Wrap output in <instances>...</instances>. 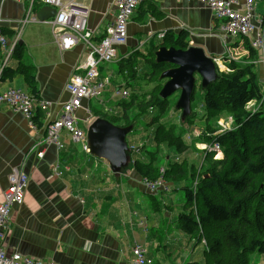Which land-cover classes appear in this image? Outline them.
Listing matches in <instances>:
<instances>
[{
    "label": "crops",
    "instance_id": "0c3cea01",
    "mask_svg": "<svg viewBox=\"0 0 264 264\" xmlns=\"http://www.w3.org/2000/svg\"><path fill=\"white\" fill-rule=\"evenodd\" d=\"M77 1L89 8L87 27L95 42L113 23L114 2ZM247 1L252 6L251 22L257 25L264 16V0H238L233 9L244 14ZM24 7L23 0L0 1L1 27L14 35ZM43 8L54 10L36 0L33 15L36 17ZM40 18L48 21L53 15L47 11ZM218 25L219 20L199 0H143L128 19L126 43L116 48V58L122 59L136 51L146 55L153 45L162 41L158 38L160 34L177 36L185 31L188 45L201 48L219 69L225 68L226 57L230 60L234 55L239 57L238 61L253 63L254 68L258 66L264 73L258 61L259 51L254 50L255 56L248 57L247 46H250L240 37L227 40L226 50ZM19 43L21 61L32 67L38 98L49 102L50 108L44 114L41 112L42 115L39 112L40 124L32 126L22 113L0 104V201L8 187L11 168L18 167L28 180L22 202L10 208L8 231L0 239V245L9 252L38 259L42 264H133L131 247L136 242L144 248L151 264H204L206 245L203 240L178 229L180 212L148 215L143 210L146 202L130 196L133 188L135 192L149 193L133 168L126 185L105 175L108 164L84 151L81 143L70 139L66 130L58 134L59 146L46 140V123L56 119L62 105L69 100L66 83L74 74L84 75V70L77 68L85 61L84 46L78 42L72 48L60 50L50 25L38 20L21 28ZM1 62L2 56L0 65ZM138 64L137 70L140 65L148 67L143 57L138 59ZM15 65L16 61L11 58L7 66ZM198 80L196 76V83ZM7 88L29 94L20 74L0 80V91ZM101 96L102 101L93 98L101 108L93 109L88 99L74 110L76 124L85 135L87 128L84 130L83 124L92 122L88 120L91 116L88 111L97 117L98 113L114 117L123 113L121 101L111 98L110 87ZM46 112L49 119L44 117ZM127 145L139 147L134 143L127 142ZM38 151L42 152V158L37 157ZM139 153L131 150V155ZM133 160L147 162L148 157ZM168 189L166 186L165 190ZM158 204L164 206L162 202Z\"/></svg>",
    "mask_w": 264,
    "mask_h": 264
},
{
    "label": "trees",
    "instance_id": "16d2710c",
    "mask_svg": "<svg viewBox=\"0 0 264 264\" xmlns=\"http://www.w3.org/2000/svg\"><path fill=\"white\" fill-rule=\"evenodd\" d=\"M0 33L9 38L12 35L4 27H0ZM161 40L146 55L136 51L117 61V74L122 79L135 80L138 76V59L143 57L149 67L145 76L155 81L148 91L139 90L136 84L123 83L124 88H130V101L119 103L124 107L120 117L111 116L112 120L122 119L120 126L134 122L127 115L129 108H134L138 113L153 110L149 121L151 124L159 122L173 107L168 97H159V91L166 81L160 75L171 65L157 63L154 52L159 47L186 49L190 45L185 31H180L177 36L165 34ZM247 49L248 57L253 58L255 51L248 46ZM21 54L22 45L17 43L12 54L16 65L5 67L0 80L12 79L15 74L23 75L29 95L38 98L32 67L24 65ZM238 58L233 56L228 60L226 57L225 68L220 70L216 67V79L204 88L200 80L195 81L190 113L183 120L180 119V131H175V125L158 123L153 132L155 149L147 151L145 145L139 149L147 151L148 161L132 160L130 166L142 179L174 184L190 178L192 183L195 182L194 189L191 186L182 187L184 210L178 215L177 226L190 237L204 241V264H250V253L257 251L264 255V94L257 83L253 63H243ZM113 83L121 85L120 82ZM198 83L203 92V108L195 111L191 101ZM251 102H256V108L253 109L252 105L250 110L248 104ZM39 112L32 117L35 126L40 124ZM97 115L112 122L107 118V113ZM223 116L230 117L236 125L219 133L216 132L217 121ZM197 120L203 121L199 140L218 144L222 157L214 159V152L205 150L200 168L183 158L168 164L163 175H160V167L154 166V154L159 145L171 147L176 153L187 152L189 147L182 133L197 128Z\"/></svg>",
    "mask_w": 264,
    "mask_h": 264
},
{
    "label": "built area",
    "instance_id": "2783aa9c",
    "mask_svg": "<svg viewBox=\"0 0 264 264\" xmlns=\"http://www.w3.org/2000/svg\"><path fill=\"white\" fill-rule=\"evenodd\" d=\"M23 1L26 10L23 18L17 21V31L10 38L0 33V52L2 56L0 76L12 57L15 45L20 41L21 28L28 23L37 21V18L33 15L36 0ZM41 1L55 10L52 19L42 22L48 23L52 28L56 46L60 50H64L72 48L80 42L86 50L85 61L77 67L84 70V75L74 74L66 83L65 90L70 96L69 100L62 105L60 116L52 122H48L46 126L47 138L49 142L59 146L57 142L58 133L61 129H66L70 133L71 139L74 142L81 143L84 151H87L86 136L76 124L74 110L81 107L83 100L97 98L102 101L101 94L110 87L111 80L110 76H100L99 65L102 62H111L116 59V48L126 43L128 19L143 0H113L115 6L113 23L106 27L103 37L95 42L91 31L87 27L89 8L86 5L77 0ZM199 1L211 10L216 20H219L218 29L222 34L225 49L227 40L240 37L248 41L250 48L259 51L258 61L264 65V16L258 21L257 25L251 22L252 6L250 1L245 4L244 14L233 9V5L238 4V0ZM1 21L0 17V24ZM163 36L164 34H160L158 38L162 39ZM111 91L121 95L122 98L129 97V91L126 88H113ZM0 104L22 113L30 123H32L34 112L39 110L44 114L50 108L49 102L35 98L16 88H7L0 91ZM44 117L49 119V113L46 112ZM230 122H228L227 129L231 127ZM210 145L206 150H219L217 144ZM135 149L134 146H131V150ZM42 156V152L38 151L37 157L42 158ZM27 181L26 175L18 167L11 168L8 175V187L3 191L2 200L0 201V239L8 231L11 206L14 203L20 204L23 200ZM142 183L148 190H152L156 183L162 182L151 184L146 179H142ZM131 251L133 264H151L145 257L144 248L138 243L134 242ZM0 264H42V262L15 251L9 252L0 245Z\"/></svg>",
    "mask_w": 264,
    "mask_h": 264
},
{
    "label": "rangeland",
    "instance_id": "374dc122",
    "mask_svg": "<svg viewBox=\"0 0 264 264\" xmlns=\"http://www.w3.org/2000/svg\"><path fill=\"white\" fill-rule=\"evenodd\" d=\"M25 10H26V5L24 7L23 15L25 13ZM22 18H23V16H22ZM17 43H19V41ZM119 58H120V56H119ZM119 58L117 57L115 60H112L111 62H102L99 65V71H100V73L103 74V75L100 74V76H110L111 79H113V81H118L121 83L120 86H118L117 84L111 83L110 84L111 90L113 88H119V89L124 88L123 83L124 84L130 83V85H132V86L136 84L138 87H140L139 90H141V91H148L154 86L155 81H150L145 76V74L148 72L147 66L142 67L140 65L139 70H138V76L136 77L135 80L122 79L121 76L117 74V68H118L117 60ZM259 64L264 68L263 64H261V63H259ZM253 69L257 73V75H256L257 83H258L262 93L264 94V73L259 69L258 66H256L255 68L253 67ZM126 89L130 93V90H129L130 88H126ZM139 90H135V92H138ZM179 94H180V91L177 90L168 96V101L170 104H172L173 107H171L169 109V112L161 120H159V122H157V123H151V124L149 123V121L151 119V115L154 113V111L149 110L145 113H138L134 108H129L127 110L128 117L132 120L134 119V122L132 123L133 128H132L131 132H129L128 135L126 136V140L128 143H134L136 146H139V147H136L135 153L139 152L140 147L143 146L142 144H144L146 146L147 151L155 149V143L153 140V137H154L153 132H154V129L158 123H165L166 125H169V124L175 125V131H177V132L180 131V128H181V124H180L181 110L176 109V102L179 98ZM202 95H203V92L200 89V85L198 83V84H196L194 98L191 101L192 102V108L195 111H196V109L198 111H200L203 108ZM111 98H114L116 101H121V103L122 102L128 103L130 101V97L122 98L121 95H117V94L113 93L112 91H111ZM89 101H90V105L92 106L93 109L101 108V106H102L101 104L98 103V101H96L93 98H90ZM255 104H256V102H251L250 104H248V108L250 109V107L252 105H253L252 106L253 109L256 108ZM262 106H263V111H264V100H263ZM88 113L91 115L88 118L89 121L97 118L96 115H94L90 111H88ZM60 114H61V110H60ZM60 114H59V116H60ZM118 114H120V110L118 111ZM197 115H199V113ZM111 116H114V115L108 114L107 118L110 119L113 122V124L118 125V126H120L122 124V119L112 120ZM115 117H120V115L115 116ZM130 119H128V120H130ZM229 121L232 122L233 126L236 125L235 122H233L232 119H230V117H228V116H223L220 119H218L217 126H216L217 127L216 132H219V133L226 132ZM196 123H197V128H194V129L190 128L188 130H185L182 133V137L186 141V143L188 144V147H189L187 152L176 153L171 147H167V146L162 145V144L159 145L158 151L154 154V156H155L154 166L160 167L159 168V174L160 175H163L164 168L167 167L168 164L175 162L176 158L178 161H180L181 159L186 157L188 163L193 164L196 168L201 167L203 152H205V150L211 145H209V143H207V142H202L199 140L201 127L203 126V121L197 120ZM47 124L48 123H46V126H47ZM88 124L89 123H87L85 125L83 124L84 130H86ZM220 124H222V125L220 126ZM32 126H35V125H32ZM61 130H66V129H61ZM68 134L70 136L69 132H68ZM70 139H71V136H70ZM46 140L48 141L47 131H46ZM65 140H69V139L66 138ZM128 147L131 148V146H128ZM147 151H140L139 154H132L131 159L133 160L136 157L140 158V156L148 157ZM221 154H222L221 150L219 153L217 151V154H214L213 158L219 159L222 157ZM130 169L126 172L121 173L118 177H115L111 174V172L107 168V173H105V175L109 174L115 180L119 179V180L125 182L127 185V183H128L127 177L129 176V174L131 172ZM146 180H147V182H149L151 184L155 182L149 178H146ZM191 184H192V182H191L190 178H186V179L182 180L181 182L174 183L171 185H169L168 182L156 183V186L152 190H148L149 193H144V192H141L140 190H137V189H136L137 191L135 192L134 188H133L132 194H130V196L131 197L138 196L139 198H141L143 200V202L144 201L146 202L147 205L144 206L143 210L148 215H151V214L164 215V214H168V213L177 214V213L184 210L183 209V203H184L185 196H184V191L182 190V187L191 186ZM166 186L169 187V189L167 191L165 190ZM159 202L160 203L162 202L164 204V206L160 207V205H157ZM165 206L168 208H166ZM158 207H160V210L157 209ZM248 259H249L250 264H264V255L257 252V251L250 253L248 256Z\"/></svg>",
    "mask_w": 264,
    "mask_h": 264
},
{
    "label": "water",
    "instance_id": "95a60500",
    "mask_svg": "<svg viewBox=\"0 0 264 264\" xmlns=\"http://www.w3.org/2000/svg\"><path fill=\"white\" fill-rule=\"evenodd\" d=\"M47 11L54 16V10L43 8L36 14L37 20L42 22L44 18H40V14ZM154 57L157 63L171 65L160 75L166 81L159 91V97L166 98L179 90L176 109L181 110L180 119L183 120L190 113V98L196 76L200 78V85L204 88L216 79L218 66L201 48L195 46H188L186 49L159 47L154 52ZM132 128V124L118 126L103 117L95 118L87 127V152L96 159L104 160L115 177L131 168V148L127 145L126 136Z\"/></svg>",
    "mask_w": 264,
    "mask_h": 264
},
{
    "label": "bare ground",
    "instance_id": "6f19581e",
    "mask_svg": "<svg viewBox=\"0 0 264 264\" xmlns=\"http://www.w3.org/2000/svg\"><path fill=\"white\" fill-rule=\"evenodd\" d=\"M217 146L219 147V150H218V153L220 152V146L217 144ZM213 152H214V154H217V151H214V150H212ZM216 156V155H215ZM218 156V155H217Z\"/></svg>",
    "mask_w": 264,
    "mask_h": 264
},
{
    "label": "clouds",
    "instance_id": "9594fccd",
    "mask_svg": "<svg viewBox=\"0 0 264 264\" xmlns=\"http://www.w3.org/2000/svg\"><path fill=\"white\" fill-rule=\"evenodd\" d=\"M222 70V69H221ZM110 80H111V77H110ZM88 151V150H87Z\"/></svg>",
    "mask_w": 264,
    "mask_h": 264
}]
</instances>
